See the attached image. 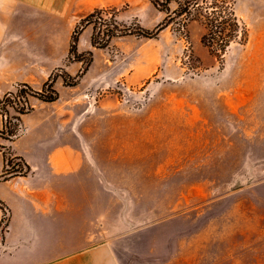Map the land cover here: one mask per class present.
<instances>
[{"label": "rangeland", "instance_id": "obj_1", "mask_svg": "<svg viewBox=\"0 0 264 264\" xmlns=\"http://www.w3.org/2000/svg\"><path fill=\"white\" fill-rule=\"evenodd\" d=\"M124 9L127 21L116 17ZM234 11L247 39L220 56L195 20L137 34L166 14L150 0L101 5L77 24L107 44L80 52L85 78L70 95L84 99L70 108L73 125L51 128L91 154L84 209L99 220L90 242H104L121 264H264V0H235ZM2 104L7 142L24 130ZM22 163L10 155V166ZM8 218L0 200V245Z\"/></svg>", "mask_w": 264, "mask_h": 264}, {"label": "crops", "instance_id": "obj_2", "mask_svg": "<svg viewBox=\"0 0 264 264\" xmlns=\"http://www.w3.org/2000/svg\"><path fill=\"white\" fill-rule=\"evenodd\" d=\"M122 3L125 0H0V93L22 82L40 90L61 65L75 75L80 61L66 64L65 59L78 22L98 6ZM116 17L127 21L132 14L124 9ZM92 31L87 24L78 32V53L92 47ZM84 78L85 74L76 84L66 85L57 75V98L29 97L31 109L20 116L23 134L0 140L1 148L8 147L28 168L26 174L0 178V200L9 209L0 264H121L104 242H90L91 222L99 220L84 209L91 154L67 140L66 130L61 135L51 128L55 123L74 124L70 108L84 98L70 94ZM47 108L55 109L53 115ZM3 168L0 151V174Z\"/></svg>", "mask_w": 264, "mask_h": 264}, {"label": "trees", "instance_id": "obj_3", "mask_svg": "<svg viewBox=\"0 0 264 264\" xmlns=\"http://www.w3.org/2000/svg\"><path fill=\"white\" fill-rule=\"evenodd\" d=\"M152 4L159 10L165 11V16L160 20L153 28L139 27L136 32L139 35L145 37H154L160 30L165 28L169 24H178L181 28H184L187 22L191 20L198 21L203 27V33L200 40L208 50L215 55H222L229 44L235 39L239 38L241 42H245L247 39L248 31L245 23L236 16L234 11L235 0H175L177 6L175 9H169V2L172 0H150ZM91 15V14H90ZM80 30V29H79ZM79 30L75 28L70 42L69 55L73 56L74 60H82L81 54L76 50V41ZM122 31V30H120ZM123 30L122 32H124ZM115 35V32L108 34V37ZM91 42L93 45L99 44L104 46L105 43H97L92 34ZM89 52V51H88ZM70 58V57H69ZM87 66L84 65L75 75H70L67 72L60 74L63 79V83L66 85H74L78 79L84 74ZM55 75L50 74L48 79L43 83L40 90L33 89L27 83H18L15 90L6 92L0 102L4 104L1 106L4 113L7 114L5 105L11 106L18 116L16 119H20L21 114L29 111L31 105L28 101V95L36 96L44 101H52L57 98V91L53 87ZM2 104V105H3ZM10 120L4 121L1 134L12 135V130L9 126ZM5 137V136H3ZM1 147V145H0ZM4 155V168L0 177H6V174L13 173H25L28 168L24 163V170L22 167L16 168L14 165L10 166L9 151H3ZM10 166V168H7Z\"/></svg>", "mask_w": 264, "mask_h": 264}]
</instances>
